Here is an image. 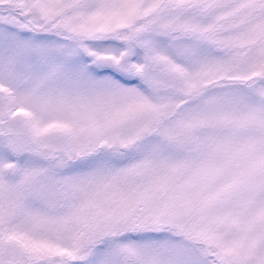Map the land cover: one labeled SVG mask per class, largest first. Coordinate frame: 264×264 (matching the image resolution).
Listing matches in <instances>:
<instances>
[{"label": "snow or ice", "instance_id": "obj_1", "mask_svg": "<svg viewBox=\"0 0 264 264\" xmlns=\"http://www.w3.org/2000/svg\"><path fill=\"white\" fill-rule=\"evenodd\" d=\"M0 264H264V0H0Z\"/></svg>", "mask_w": 264, "mask_h": 264}]
</instances>
